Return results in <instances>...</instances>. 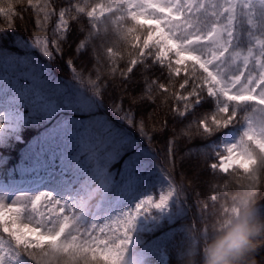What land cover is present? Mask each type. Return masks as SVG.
<instances>
[{
  "label": "trees",
  "instance_id": "1",
  "mask_svg": "<svg viewBox=\"0 0 264 264\" xmlns=\"http://www.w3.org/2000/svg\"><path fill=\"white\" fill-rule=\"evenodd\" d=\"M106 2L110 1L49 0L50 6L57 12L68 10L64 16L67 23L61 28L55 15L46 22H42V13L37 16L35 5L39 0H0V64L16 62L15 59L26 56L22 62L15 64L14 72L10 70L23 82L30 83L22 75L30 72L54 84L67 81L86 93V97L92 98L93 108L86 111L67 109L62 115L96 113L108 121L110 130L127 133L133 138L132 146L127 143L121 145L122 150L109 159L111 165L131 154L135 145L145 144L149 147L155 154L154 161L160 166V171L174 182L184 211L169 223L166 230H153L139 227L137 222L123 221L102 229L94 240V244L98 243L95 249L101 246V251L82 248L77 243V224L80 225L77 212L76 216L69 219L68 227L59 240L33 249L15 243V248L8 247V251L18 260L24 257L35 264H64L63 260H76L78 264H104L98 254L103 253L105 248L110 247V251L118 254L116 248L120 250L124 244L131 242L132 247L135 245L137 248L139 242L166 231L164 238L168 235V264H192L193 260L188 258L192 257L193 252L182 251L185 235L192 234L197 241L195 246H206V258L210 247L215 246L217 237L223 235L217 232L218 219H212L207 213L203 214L202 226L199 228L198 199L182 172L183 160L178 157L181 152H189L193 157L200 158L206 168L212 161L211 155L213 159L219 156L213 146L222 136L219 130L221 125L212 121L211 112L214 107L218 109L221 103L203 90L199 73L193 70L185 78L180 74L182 69L173 65L172 61H158L154 48H143L146 36L140 35V28L122 13L121 9L124 11L125 8L123 0H114L111 12L103 14L97 25L91 23L82 10L93 9ZM108 55H113V59ZM198 98L209 101L198 106ZM228 105L227 109L241 113L242 105L239 108H230ZM18 107L28 117L29 110L23 105ZM184 107L192 109L186 110ZM46 122L43 119H30L27 123H21L18 131L5 133L0 140V171L16 157L20 148L38 134ZM200 124L206 127V131H199ZM27 133H31L27 139L16 140V136L23 137ZM18 144L22 146L17 147ZM245 152L257 159L255 165L246 174L239 170L218 178L228 184L229 191L220 203L226 207L236 205L234 207L241 209V212L258 210L257 216L251 217V222L259 227L260 235L257 238L262 239L260 244L264 248V153H259L257 147L249 144ZM74 186L76 196L81 198L83 204L86 203L85 195L79 194L82 191L81 183L79 186L74 183ZM10 226V220L0 218V237L12 238L11 232L5 231V227ZM196 230H199L198 234Z\"/></svg>",
  "mask_w": 264,
  "mask_h": 264
},
{
  "label": "rangeland",
  "instance_id": "2",
  "mask_svg": "<svg viewBox=\"0 0 264 264\" xmlns=\"http://www.w3.org/2000/svg\"><path fill=\"white\" fill-rule=\"evenodd\" d=\"M109 1L97 5H104V7L102 11H97L95 17L88 15L91 23L97 25V21L101 19L103 14L111 12L114 0ZM123 2L125 8L124 11L121 9L122 13L140 28L138 30L140 35L144 34L141 31V26L147 23L144 20V15L148 11L159 19L169 21L165 27L170 30L173 38L178 42H187L195 38L197 43L193 44L191 49L194 53L205 59L216 57V61H213L212 71L201 64V68L210 78L209 81L205 82L203 90L205 89L209 94L219 97L218 101L221 104L224 99H228L236 102L235 104L243 103L247 109L244 116L231 110L230 114L227 111H222V109L227 108L220 104L218 109L212 108V121L220 123L219 130L222 136L219 142L213 146L219 156L213 159L211 155L212 161L209 162L206 168L201 164L200 158L193 157V154L189 152L188 154L181 152L178 157V159L183 160L182 172L191 183L195 198L198 199L200 214L198 213L199 217L197 218L201 221L198 220L200 222L199 228L202 226L204 213H207L212 219L214 217L218 219L217 232L222 233L223 236L217 237L214 243L216 245L222 241L225 233L230 232L233 227V224L230 223L233 221V209L241 212V209L234 207L236 205L226 207L220 203L221 199L224 200V194L229 193V191L228 184L218 178L227 173L239 172V170L243 171L242 174H246L255 165L257 159L250 157L245 152L248 144L257 147L259 153H264V99L259 96L264 93V89H261L258 84L259 75L264 72V67L259 64V60L264 62V46L259 43V41H264V0H198L199 3L206 6L203 9H193L191 15L185 0H153L157 8L173 9V16L182 12L183 18L180 20H170L168 16H161L158 11L152 9L151 0H123ZM137 2L145 3L148 8H136ZM238 4L245 11L249 32L247 46L233 49L231 40L235 10ZM118 11L120 14V10ZM137 12L142 14L137 15ZM213 13H216V15H213ZM216 24H219L220 31H216L214 27ZM143 45V48H154L155 58L158 61H172L171 63L176 66L183 64V59L171 58L170 54L176 45L168 39V33L159 25L156 26L154 32H149L146 35ZM107 51L110 52L111 50ZM108 56L113 59V55ZM25 58L26 56L19 60L15 59V63L22 62ZM1 71L4 72V69L2 68ZM215 73H219V78ZM7 74L9 73L7 72ZM11 77L16 79L14 76ZM238 77H242V79L239 81ZM234 78H236L235 83H239L240 86L233 91L232 88L235 87V84L231 82ZM40 79L46 81L48 85L58 89L63 96L71 98L75 102L74 106L68 110L86 111L93 108L92 98L86 97V93H82L71 83L60 81V83L54 84L43 77ZM253 80H257V85L252 89L253 96H250L247 91ZM222 81L229 83V87H223ZM19 82L21 85L26 83H21L20 79ZM209 83L216 85V87L207 86ZM236 92H241V95H237ZM8 93L12 95L10 91ZM4 98L5 96L0 100L6 101ZM198 100L196 104L198 106L205 103V101H209L206 98H198ZM190 109L192 108L186 110ZM7 110L6 103L4 106H0V113H5ZM16 110L22 113L18 107ZM64 116L69 121H75L80 132L94 133L98 130H104L106 137H113L112 142L108 144L109 147L108 145L106 147L98 146L92 150L88 147L90 142L88 136H85L83 141L76 138L67 142V148L77 147L72 149L78 154L76 157L68 149L62 148L63 145H61L57 149V159L50 163L47 171L35 173L31 178H10L8 180L0 178V197L3 198L0 200V211L12 220V227L9 229L12 232L14 241H17L24 248L33 249L42 248L47 242L60 238L66 220L63 211L70 207L73 194L64 174L54 168L55 165H59V158L64 160L66 165L74 164L80 169L93 171L97 176V182L102 189V200L96 207V214L105 215L108 209L113 208L121 212L123 215L120 214L124 219L130 222L136 221L139 227L166 230L169 223L183 213L184 210L179 196L177 197V188L174 182L160 171V166L154 161L155 154L149 147L145 144L133 147L131 155L136 158V161L130 169L125 170L123 163H120L116 168L112 167L108 161V154L112 153V156L115 153L118 154L122 150L123 144L126 145L127 143L132 146L134 144L133 138L127 133L110 130L108 121L96 113L82 114L79 117L74 115ZM223 120L228 122L222 123ZM7 123L6 120L0 123V129H3L4 133L10 131ZM49 123L45 124L40 135L31 142L30 146L36 140L42 139L48 134L50 131ZM199 131H206V127L200 124ZM193 133L195 134V132ZM246 133H248L247 136ZM183 134L186 135L187 133ZM122 140L126 142H122ZM78 146L82 148H78ZM28 151L29 148L24 154L25 160H22L18 165L21 170L28 167ZM106 165L107 168L110 166L112 169L105 174L102 172V166L106 167ZM63 167L66 166L63 165ZM9 184L14 185L12 190L8 189L7 185ZM183 185L185 186V184ZM248 190L253 189L248 188ZM182 196L184 195L182 194ZM244 212H241V214ZM248 213L249 219L252 221L251 217L257 216L259 212L254 209L252 213L249 211ZM13 225L16 226L13 227ZM262 227L264 229L263 224ZM198 231L196 230L197 234ZM259 235L258 233L253 237V243L256 244L255 249L248 250L244 248L236 251L234 264H264V248L262 243L260 244L262 239L257 238ZM185 237L182 251L188 253L190 250L193 252L192 257H194L188 258V260L192 259V264H207V258L204 254L206 246H195L197 241L192 234L185 235ZM150 243L152 244L145 249L144 254L136 262L127 260L129 251L126 253L123 251L125 253L124 258L123 255L120 258H117V255L114 258V254L109 256L107 249H104L103 253L99 252L98 256L103 259L104 264H166L168 255L165 247L160 242V238L150 241ZM176 262L178 263V261ZM63 263L78 264L76 260L71 262L63 260Z\"/></svg>",
  "mask_w": 264,
  "mask_h": 264
},
{
  "label": "snow or ice",
  "instance_id": "3",
  "mask_svg": "<svg viewBox=\"0 0 264 264\" xmlns=\"http://www.w3.org/2000/svg\"><path fill=\"white\" fill-rule=\"evenodd\" d=\"M188 4L189 14L193 9H203L206 5L203 3H199L198 0H185ZM152 9L154 11H158L161 16H168L170 20H180L183 18V13L180 12L176 16H173V9H165V8H157V6L153 3ZM29 7H33V5H29ZM37 16L42 13V22L48 21L52 15L56 16V21L58 23V27L63 28V26L67 23L64 20V16L67 15L68 10L61 9L59 12L55 8L50 6L49 0H39V3L35 5ZM104 5L97 6L93 9L82 10L86 15H90L91 17H95L97 11H102ZM136 8L147 9L148 5L145 3H136ZM215 7V6H213ZM224 11V9H223ZM137 15H141L142 13L137 12ZM216 15V13H213ZM144 20L147 22L141 26V31H143L146 36L149 32H154L156 30V26L164 28V31L168 33V39H170L175 45V49L170 54L173 59H183V64L177 65L182 69L181 76L187 78V73L191 71H195L199 73L201 86L204 87L205 82L209 81L207 73L201 68V64H203L209 71L213 70V61H216V57H212V59H205L204 57L194 53L192 49V45L197 43L196 39L193 38L188 40L187 42L180 41L178 42L173 38L170 30L165 27L168 24V20L159 19L157 16L150 14L147 11V14L144 15ZM216 31H220L219 24L214 25ZM163 35V33H161ZM215 35V33H213ZM211 38V37H210ZM261 46H264V41H259ZM247 59V58H246ZM259 64L264 67V62L259 60ZM4 72H0V98H2L9 91L12 95L6 100H0V106H4L7 104L8 110L5 113H0V123H3L5 120L8 122L7 127L10 131L16 132L19 130L21 123H27L30 119H43L50 122V131L48 134L42 138L36 140L30 147L28 151V167L22 169V171L31 170L35 173H41L47 171L49 165L52 161L57 159V149L61 147L64 143L74 140L76 138H80L83 141L85 136L89 137L88 147L94 150L98 146L106 147L108 144L112 142L113 137H105L104 130H98L94 133L89 132H80L78 126L75 121H69L62 113L66 109H70L74 106V101L71 98L65 97L62 93L53 86L48 85V83L44 80H41L38 76L33 75L30 72H24V75L30 83H25L23 85L19 82V76L16 79H12V77L8 74L9 70L15 71V64L13 61L5 62L3 65ZM219 78V73H215ZM239 81L242 77H238ZM236 78L233 79L231 83L235 84V87L232 88L233 91L236 87H239V83H235ZM259 87L264 89V72H261L258 78ZM223 87L228 88L229 83H225L222 81ZM257 85V80H253L251 85L248 88L247 93L250 96L252 95V89ZM207 86L215 88L216 85L208 84ZM237 95H241V92H236ZM219 95V93H217ZM261 99H264V93L259 95ZM23 105L24 108L28 109V117H25L23 113L18 112L16 109L18 106ZM85 106V105H82ZM222 111H227L230 114L229 109H222ZM227 120H223L222 123H227ZM4 130L0 129V140L4 138ZM31 135V133H27L25 136H16V140H25L27 136ZM246 136L248 133L245 134ZM22 146L18 144L17 147ZM112 158V153L108 154V159ZM136 161V158L131 154H128L127 159L122 161L125 170L130 169ZM51 175V174H49ZM9 190L14 188L13 184L7 185ZM3 198L0 197V200ZM18 221V217H17ZM16 225H13L15 227ZM27 227V226H25ZM5 231H10L9 228L5 227Z\"/></svg>",
  "mask_w": 264,
  "mask_h": 264
},
{
  "label": "clouds",
  "instance_id": "4",
  "mask_svg": "<svg viewBox=\"0 0 264 264\" xmlns=\"http://www.w3.org/2000/svg\"><path fill=\"white\" fill-rule=\"evenodd\" d=\"M230 223L233 224L231 231L225 233V237L220 243L210 247L207 254V264H234V254L237 250L256 248L253 237L259 233L260 229L251 222L247 211L241 214L239 210L233 209V221Z\"/></svg>",
  "mask_w": 264,
  "mask_h": 264
}]
</instances>
